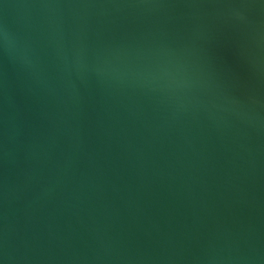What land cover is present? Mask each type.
Listing matches in <instances>:
<instances>
[{
    "label": "water",
    "instance_id": "obj_1",
    "mask_svg": "<svg viewBox=\"0 0 264 264\" xmlns=\"http://www.w3.org/2000/svg\"><path fill=\"white\" fill-rule=\"evenodd\" d=\"M0 264H264V0H0Z\"/></svg>",
    "mask_w": 264,
    "mask_h": 264
}]
</instances>
